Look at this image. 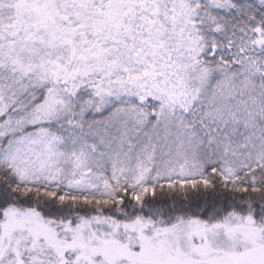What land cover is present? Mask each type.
<instances>
[{"label":"snow or ice","instance_id":"1","mask_svg":"<svg viewBox=\"0 0 264 264\" xmlns=\"http://www.w3.org/2000/svg\"><path fill=\"white\" fill-rule=\"evenodd\" d=\"M0 264H264V0H0Z\"/></svg>","mask_w":264,"mask_h":264}]
</instances>
